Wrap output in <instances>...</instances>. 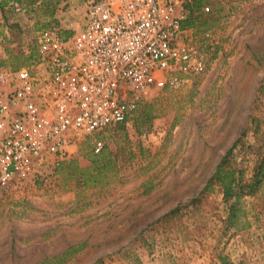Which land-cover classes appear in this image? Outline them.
I'll list each match as a JSON object with an SVG mask.
<instances>
[{
  "label": "rangeland",
  "instance_id": "rangeland-1",
  "mask_svg": "<svg viewBox=\"0 0 264 264\" xmlns=\"http://www.w3.org/2000/svg\"><path fill=\"white\" fill-rule=\"evenodd\" d=\"M87 2L60 0L51 17L0 9V66L31 67L36 33L73 34ZM201 5L209 11L183 39L204 69L177 89H150L149 122L135 111L80 136L57 167L0 187V264H264V182L232 226L219 186L204 190L235 141L245 178L264 150V0Z\"/></svg>",
  "mask_w": 264,
  "mask_h": 264
},
{
  "label": "built area",
  "instance_id": "built-area-1",
  "mask_svg": "<svg viewBox=\"0 0 264 264\" xmlns=\"http://www.w3.org/2000/svg\"><path fill=\"white\" fill-rule=\"evenodd\" d=\"M195 0H88L79 30L35 35L31 67L0 66V187L55 168L80 136L125 122L152 88L203 71L182 24ZM104 147L92 142V151Z\"/></svg>",
  "mask_w": 264,
  "mask_h": 264
},
{
  "label": "trees",
  "instance_id": "trees-1",
  "mask_svg": "<svg viewBox=\"0 0 264 264\" xmlns=\"http://www.w3.org/2000/svg\"><path fill=\"white\" fill-rule=\"evenodd\" d=\"M59 2L60 0H40L39 3H37V0H0V9L3 10L5 6H19L27 11L34 10L35 8H43V15L51 17ZM203 2L204 0H195L193 9L195 8L198 10ZM194 18L195 16L188 18L182 24V27L187 28L191 26ZM150 107V102L141 104L136 110V119L141 122H149L151 118H153ZM136 127L138 128V126ZM237 144L238 140L225 151L204 186V190H206L213 184H216L221 189L222 199L227 209L226 222L228 226L234 225L235 221L238 219L242 197L245 195H254L264 182V150L262 151V155L257 159L251 177L245 178L244 170L240 167L233 152ZM99 154H101L100 157H104L102 150L100 153H95L94 155ZM72 162H74V160H69L68 164L70 165ZM95 168L96 172L102 170V167ZM220 262L221 264H233L225 257H220Z\"/></svg>",
  "mask_w": 264,
  "mask_h": 264
}]
</instances>
